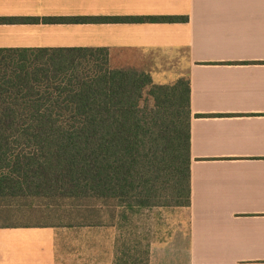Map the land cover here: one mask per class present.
<instances>
[{
  "label": "crops",
  "instance_id": "crops-1",
  "mask_svg": "<svg viewBox=\"0 0 264 264\" xmlns=\"http://www.w3.org/2000/svg\"><path fill=\"white\" fill-rule=\"evenodd\" d=\"M149 16L188 20H43ZM0 18H39L0 21V49L102 50L158 84L188 77L192 113L190 206L5 212L0 264H264V0H0Z\"/></svg>",
  "mask_w": 264,
  "mask_h": 264
},
{
  "label": "trees",
  "instance_id": "trees-1",
  "mask_svg": "<svg viewBox=\"0 0 264 264\" xmlns=\"http://www.w3.org/2000/svg\"><path fill=\"white\" fill-rule=\"evenodd\" d=\"M16 20L39 18H0ZM99 51L0 49V199L190 206V79L158 84L147 71L113 68Z\"/></svg>",
  "mask_w": 264,
  "mask_h": 264
},
{
  "label": "rangeland",
  "instance_id": "rangeland-1",
  "mask_svg": "<svg viewBox=\"0 0 264 264\" xmlns=\"http://www.w3.org/2000/svg\"><path fill=\"white\" fill-rule=\"evenodd\" d=\"M23 199V198H22ZM28 201L17 199L16 203H13V201L9 200H2L0 199V217L5 212H9L11 215L21 214V213H27L32 212L33 210L36 212H47L51 213L52 215H69V214H77L78 211H82L83 209L88 208H94V206L98 205V203H101L99 201H91L88 204H81L80 202H74V201H61V202H52L49 199H43V198H28ZM78 203V204H77ZM4 222L0 218V223Z\"/></svg>",
  "mask_w": 264,
  "mask_h": 264
}]
</instances>
